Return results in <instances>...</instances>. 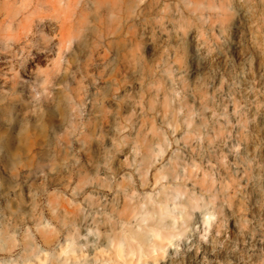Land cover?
Here are the masks:
<instances>
[{
	"label": "clouds",
	"instance_id": "9594fccd",
	"mask_svg": "<svg viewBox=\"0 0 264 264\" xmlns=\"http://www.w3.org/2000/svg\"><path fill=\"white\" fill-rule=\"evenodd\" d=\"M50 3L13 6L39 21L19 51L18 11L0 27V264H264V0Z\"/></svg>",
	"mask_w": 264,
	"mask_h": 264
},
{
	"label": "rangeland",
	"instance_id": "374dc122",
	"mask_svg": "<svg viewBox=\"0 0 264 264\" xmlns=\"http://www.w3.org/2000/svg\"><path fill=\"white\" fill-rule=\"evenodd\" d=\"M16 3L17 0H0V27H2L6 23L10 13L18 11L16 22L13 25V32L10 33V35H13L15 39L13 50L19 51L26 44V41L24 39L25 34L29 32L35 33L39 21L37 17L29 16L30 9H25L23 11L16 10L13 7ZM5 4L8 5L7 9L5 8ZM50 6L52 8V13L60 11L58 5L55 3V0H51ZM87 19H90V17L86 15L84 16V18H81V10L76 9L73 2V5L64 13L63 20L60 22L59 25L55 23H50L48 20H45V24L41 25L43 31L51 35L53 34V29H56V40L53 41V44L46 46L42 45L40 48H24L25 54L30 51L31 55L28 56L27 63L25 66L28 70L27 73L23 69H17V71H19L20 77L27 79L28 75H32L35 73L37 65H39L40 68H47L50 63H56L58 65L59 58L63 55L62 48L66 44L70 35L73 33L77 22L83 24ZM28 40H32L31 35L28 36ZM109 44H111V41H109ZM54 45H59L60 47H56L53 49ZM106 54L107 50H104L100 53L101 56H104ZM10 60L11 57L7 54L0 56V87H3L4 90H8L12 87V63L9 62ZM69 64L71 66L70 71L74 70L75 65L72 63L71 59H69ZM126 87H135V85L131 81H129ZM120 91L123 92V89H121ZM126 111V106L122 104L121 113L124 114ZM110 122L111 121L109 119L106 121V124ZM157 123H159V121H157ZM261 135L262 138H264V133H262ZM122 159V156L117 157V163L114 165V167H118L119 161ZM189 187H191V185H189ZM86 191L89 190L86 189ZM63 207L68 211H73V209L68 207V204L66 202H63ZM203 255V251L201 252L200 257H197L195 252L188 253L187 256L184 258V264H197V261ZM209 259H213V257L210 255ZM147 264H153V262L148 261ZM160 264H172V261L169 259L167 261H161Z\"/></svg>",
	"mask_w": 264,
	"mask_h": 264
}]
</instances>
